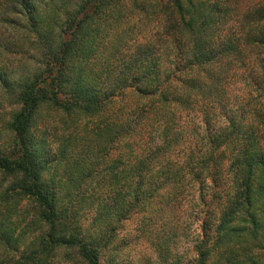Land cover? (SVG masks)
<instances>
[{
  "label": "trees",
  "instance_id": "trees-1",
  "mask_svg": "<svg viewBox=\"0 0 264 264\" xmlns=\"http://www.w3.org/2000/svg\"><path fill=\"white\" fill-rule=\"evenodd\" d=\"M240 1L0 0L1 197L32 214L0 219V264H119V224L191 192L196 264L264 237V0Z\"/></svg>",
  "mask_w": 264,
  "mask_h": 264
},
{
  "label": "rangeland",
  "instance_id": "rangeland-1",
  "mask_svg": "<svg viewBox=\"0 0 264 264\" xmlns=\"http://www.w3.org/2000/svg\"><path fill=\"white\" fill-rule=\"evenodd\" d=\"M262 1L241 0L239 6L241 11L246 13L251 7L257 8ZM10 32L8 27L0 26V37H6ZM240 86L244 88V83L242 82ZM3 94L4 90L0 88V145L11 142L12 135L8 129V122L14 109V105L5 100ZM51 139L48 136V140ZM58 168L62 169L61 165ZM9 185L10 181L0 175V219H5L6 226L10 225L16 233H20L24 225L32 219L29 211L31 206L27 200H21L16 205L15 199L11 202V199L2 198L1 194ZM10 202L16 207L14 208ZM154 205L156 213L136 212L119 224L115 237L116 244L102 256V263H106L109 256H113L115 262L119 264H196L198 257L196 246L203 238L204 208L199 203L198 193L191 192L182 201H158ZM210 209L217 215L220 204H217V201L211 203ZM218 216L213 218L212 223L219 220ZM242 239L245 241L233 244L232 249L223 246L222 251L215 255L209 264L214 262L229 264L227 254L230 253L234 261L243 262L249 257L252 258L251 262L264 263V237L247 235L240 240ZM74 261L73 254H66V250H62L56 257L57 264H73Z\"/></svg>",
  "mask_w": 264,
  "mask_h": 264
}]
</instances>
